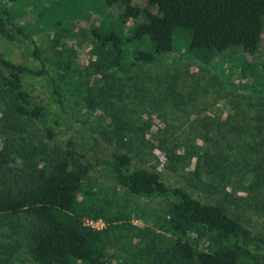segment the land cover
Wrapping results in <instances>:
<instances>
[{
    "label": "rangeland",
    "instance_id": "rangeland-1",
    "mask_svg": "<svg viewBox=\"0 0 264 264\" xmlns=\"http://www.w3.org/2000/svg\"><path fill=\"white\" fill-rule=\"evenodd\" d=\"M0 1L31 35L40 59L30 41L0 39V54L35 72L23 76L22 92L52 110L50 120L62 99L71 127L64 126L65 133L51 140L41 122L12 113L10 105L18 103L9 72L1 66L2 189L23 190L37 170L49 169L54 150L65 148L69 137L77 138L73 128L85 122L82 133L98 139L102 158L116 150L128 153L135 164L158 171L169 186L207 204L222 202L235 213L254 201L257 205L246 209L251 229L264 234V35L257 50L233 46L203 61L188 52V35L180 30L170 53H157L148 36L134 37L144 9L158 12L143 0H131L138 14L126 20V6L108 0ZM112 34L123 42L121 55L112 42L101 48L98 37ZM137 51L153 53L155 60L138 62ZM111 61L119 67H105ZM82 163L94 189L109 202L111 215L127 218L113 242V264H137L135 256L138 264H158L146 248L168 244L167 233L160 230L164 204L133 195L88 160ZM86 221L105 228L104 221ZM34 224L28 213L0 217L3 264H37L27 236Z\"/></svg>",
    "mask_w": 264,
    "mask_h": 264
},
{
    "label": "trees",
    "instance_id": "trees-1",
    "mask_svg": "<svg viewBox=\"0 0 264 264\" xmlns=\"http://www.w3.org/2000/svg\"><path fill=\"white\" fill-rule=\"evenodd\" d=\"M143 1L157 7L158 12L144 9V22L133 35L135 38L148 36L159 54L172 52L179 30L188 35V52L203 61L233 46L257 50L264 35V0ZM108 3L126 6L123 20L138 14L131 0H108ZM0 39L24 45L30 41L34 45V57L40 59V49L31 35L16 23L14 14L1 1ZM98 39L101 48L112 42L116 52L123 53L120 48L123 42L118 35ZM135 56L138 62L155 60V55L147 51H137ZM1 66L9 72L7 80L18 103L14 107L10 105L12 113L41 122L51 140L65 133L64 126L71 130L61 98L60 110L50 120L47 116L52 110L33 103L22 92L23 76L35 72L0 54ZM105 67L118 68L119 63L111 61ZM55 94L61 95L58 91ZM81 123V129L73 128L77 138L69 137L65 148L55 149L49 169L37 170L23 190L0 187V217L28 213L35 219L34 228L27 236L37 264H113L115 260L113 242L127 218L124 213L111 215L109 202L94 189L83 160H88L131 194L164 204L166 216L160 230L167 233L168 244L166 247L149 244L146 248L158 264H264V234L251 229L247 213L250 210H246L257 205L254 201L248 200L245 208L235 213L222 202L207 204L180 187L169 186L158 171L135 164L128 153L116 150L102 158L96 150L98 139L91 133L89 139L84 136L82 129L86 123ZM87 219L104 221L105 228L92 227ZM5 254L6 247L0 246V264ZM134 262L139 263L137 256Z\"/></svg>",
    "mask_w": 264,
    "mask_h": 264
},
{
    "label": "built area",
    "instance_id": "built-area-1",
    "mask_svg": "<svg viewBox=\"0 0 264 264\" xmlns=\"http://www.w3.org/2000/svg\"><path fill=\"white\" fill-rule=\"evenodd\" d=\"M87 224L90 225V226H92V227H94L93 223H91V224L87 223Z\"/></svg>",
    "mask_w": 264,
    "mask_h": 264
},
{
    "label": "clouds",
    "instance_id": "clouds-1",
    "mask_svg": "<svg viewBox=\"0 0 264 264\" xmlns=\"http://www.w3.org/2000/svg\"><path fill=\"white\" fill-rule=\"evenodd\" d=\"M18 163H20V161H17Z\"/></svg>",
    "mask_w": 264,
    "mask_h": 264
}]
</instances>
